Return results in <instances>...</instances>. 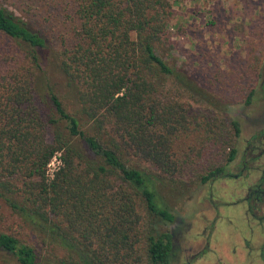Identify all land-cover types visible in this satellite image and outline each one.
<instances>
[{"label":"trees","instance_id":"trees-1","mask_svg":"<svg viewBox=\"0 0 264 264\" xmlns=\"http://www.w3.org/2000/svg\"><path fill=\"white\" fill-rule=\"evenodd\" d=\"M70 1L60 48L0 4V264H174L170 197L225 172L239 123L172 62V0Z\"/></svg>","mask_w":264,"mask_h":264},{"label":"rangeland","instance_id":"rangeland-1","mask_svg":"<svg viewBox=\"0 0 264 264\" xmlns=\"http://www.w3.org/2000/svg\"><path fill=\"white\" fill-rule=\"evenodd\" d=\"M172 2L173 16L169 31L174 50L168 52L172 62L194 71L195 76L203 81L205 88L214 98L226 100L222 110L225 115L230 120L236 119L250 90L249 86L252 85L251 88L254 89L258 87L259 93L261 80L258 78L262 77L261 64L264 56V48H261L264 44V0ZM0 4L27 22L32 29L38 30L48 40L49 48H60L63 39L67 44L71 43L75 24L70 0H0ZM257 75L259 77L254 81L253 78ZM193 106L194 112L201 109L197 105ZM235 146L239 156V138ZM215 154L217 153H213ZM205 161L207 158L197 160L195 165L203 169L207 163ZM187 181L188 191L180 195L176 193L173 198L170 197V201L175 216L186 219L190 217L194 221L199 219V213L209 210L210 194L216 199L218 194L230 190L231 187V183L227 181L212 185L194 184L191 177H188ZM238 199L236 194H230V197L224 200L227 202L225 206H233ZM222 206L223 203L217 204L213 213ZM200 207L205 210H199ZM238 207L234 206L225 211L227 215H231L229 220H234L225 232L226 241L239 243L243 237L252 240L260 238L261 234L254 223L253 227L249 225L242 228L243 211L237 210ZM160 229L168 230L169 227L162 226ZM189 241L191 239L186 238L181 246Z\"/></svg>","mask_w":264,"mask_h":264},{"label":"flooded vegetation","instance_id":"flooded-vegetation-1","mask_svg":"<svg viewBox=\"0 0 264 264\" xmlns=\"http://www.w3.org/2000/svg\"><path fill=\"white\" fill-rule=\"evenodd\" d=\"M261 73L259 93L257 89V94L245 100L236 117L240 130L239 156L237 154L225 172L209 183L227 181L231 183L230 190L218 194L216 199L210 194L209 210L199 213L196 221L176 216L175 221L167 226L177 252L174 264H264V56ZM230 194H236L239 199L227 207L224 200ZM222 203L224 206L213 213L214 207ZM234 206L243 211L242 228L257 225L260 238L243 237L239 243L226 241L225 232L234 220H229L231 215L225 211ZM199 210L205 209L200 207ZM186 238L191 241L181 246Z\"/></svg>","mask_w":264,"mask_h":264},{"label":"built area","instance_id":"built-area-1","mask_svg":"<svg viewBox=\"0 0 264 264\" xmlns=\"http://www.w3.org/2000/svg\"><path fill=\"white\" fill-rule=\"evenodd\" d=\"M61 165L62 164L60 161V154L56 153L55 156L51 159V161L47 165L46 176L49 178H53L55 172L60 169Z\"/></svg>","mask_w":264,"mask_h":264}]
</instances>
